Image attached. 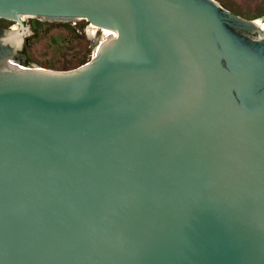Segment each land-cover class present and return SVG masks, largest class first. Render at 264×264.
Here are the masks:
<instances>
[{
    "label": "water",
    "instance_id": "1",
    "mask_svg": "<svg viewBox=\"0 0 264 264\" xmlns=\"http://www.w3.org/2000/svg\"><path fill=\"white\" fill-rule=\"evenodd\" d=\"M28 15L106 36L56 69L0 26V264H264V27L217 0H0Z\"/></svg>",
    "mask_w": 264,
    "mask_h": 264
},
{
    "label": "rangeland",
    "instance_id": "2",
    "mask_svg": "<svg viewBox=\"0 0 264 264\" xmlns=\"http://www.w3.org/2000/svg\"><path fill=\"white\" fill-rule=\"evenodd\" d=\"M218 1L246 18L264 16V0ZM24 20L30 31L22 38V48L28 61L26 64L31 65L56 69L75 67L90 58L94 42L102 35L96 26L84 18L44 21L38 16L28 15ZM93 30L95 34L90 36Z\"/></svg>",
    "mask_w": 264,
    "mask_h": 264
},
{
    "label": "bare ground",
    "instance_id": "3",
    "mask_svg": "<svg viewBox=\"0 0 264 264\" xmlns=\"http://www.w3.org/2000/svg\"><path fill=\"white\" fill-rule=\"evenodd\" d=\"M218 1V0H217ZM219 2V1H218ZM220 3V2H219ZM221 4V3H220ZM222 5V4H221ZM224 6V5H222ZM225 7V6H224ZM226 8V7H225ZM228 9V8H227ZM230 10V9H229ZM231 11V10H230ZM233 12V11H232ZM235 13V12H234ZM240 15V14H239ZM242 16V15H241ZM244 17V16H243ZM246 18V17H245ZM248 19H256V22L260 24L262 27H264V19L263 17H257V18H248ZM94 29V28H93ZM30 31V27L28 24H26L25 20L23 19L22 23L14 24L11 26V28L8 31L7 38L13 42L18 43L22 41V38L24 35L28 34ZM95 34V30L91 31V35L93 36ZM106 36V33L102 34L98 41L103 39ZM98 41L94 42L97 43Z\"/></svg>",
    "mask_w": 264,
    "mask_h": 264
},
{
    "label": "flooded vegetation",
    "instance_id": "4",
    "mask_svg": "<svg viewBox=\"0 0 264 264\" xmlns=\"http://www.w3.org/2000/svg\"><path fill=\"white\" fill-rule=\"evenodd\" d=\"M4 24H6V25H4ZM13 24H16V23L10 22V21H7V20L0 19V26L1 27L10 29ZM21 52H23V48L21 49ZM24 62H25V64L28 63L27 58H25Z\"/></svg>",
    "mask_w": 264,
    "mask_h": 264
}]
</instances>
